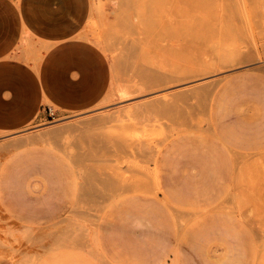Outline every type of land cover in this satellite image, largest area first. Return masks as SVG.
<instances>
[{"label":"rangeland","instance_id":"374dc122","mask_svg":"<svg viewBox=\"0 0 264 264\" xmlns=\"http://www.w3.org/2000/svg\"><path fill=\"white\" fill-rule=\"evenodd\" d=\"M91 3L77 36L107 59L100 99L0 130V173L17 154L26 175L6 184L50 192L35 218L5 202L0 264H264V0Z\"/></svg>","mask_w":264,"mask_h":264},{"label":"crops","instance_id":"0c3cea01","mask_svg":"<svg viewBox=\"0 0 264 264\" xmlns=\"http://www.w3.org/2000/svg\"><path fill=\"white\" fill-rule=\"evenodd\" d=\"M91 10V0H0V130L16 131L43 118L45 106L79 111L100 99L109 79L107 59L96 46L77 36ZM86 54L94 58L90 61L93 75L87 73ZM19 161L20 157L13 155L0 173L1 188L13 191L7 200L2 198L0 216H4L7 202L18 219L22 214L35 218L37 201H46L50 192L26 198L20 195L19 184H6L26 177L19 174ZM136 200L129 195L121 201L130 207ZM25 201L27 211L23 210ZM48 209L42 214L45 218L53 214L51 207ZM110 225L108 220L100 226L104 243L113 232ZM135 236L128 239L131 245L132 241L141 242L149 259H163L162 246Z\"/></svg>","mask_w":264,"mask_h":264},{"label":"bare ground","instance_id":"6f19581e","mask_svg":"<svg viewBox=\"0 0 264 264\" xmlns=\"http://www.w3.org/2000/svg\"><path fill=\"white\" fill-rule=\"evenodd\" d=\"M242 18V17H241ZM152 19V18H151ZM156 19H157V17H156ZM158 19H159V17H158ZM144 20H145V18H144ZM245 20V19H244ZM147 21V20H146ZM160 21V20H159ZM213 21V20H212ZM161 22V21H160ZM218 22V21H217ZM243 22V21H242ZM195 23V22H194ZM137 24V23H136ZM158 24V23H157ZM161 24V23H160ZM167 24V23H166ZM225 24V23H224ZM236 24V23H235ZM136 26V25H135ZM164 26V25H163ZM239 26V25H238ZM158 27H159V25H158ZM212 27V26H211ZM186 28H188V27H186ZM150 29V28H149ZM170 29V28H169ZM163 30H164V28H163ZM172 30V29H171ZM170 30V31H171ZM228 31V30H227ZM159 32V31H158ZM231 32V31H230ZM138 33V32H137ZM174 33V32H173ZM148 34V33H147ZM151 34V33H150ZM159 34V33H158ZM191 34V33H190ZM193 34H194V32H193ZM212 34V33H211ZM232 34V33H231ZM155 35V34H154ZM164 35H165V33H164ZM136 36H137V34H136ZM184 36H186V35H184ZM147 37V36H146ZM154 37V36H153ZM157 37V36H156ZM149 38V37H148ZM156 39V38H155ZM154 39V40H155ZM164 39V38H163ZM195 39V38H194ZM152 40H153V38H152ZM154 40L153 41H151V42H154ZM204 43V42H203ZM207 43V42H206ZM150 44V43H149ZM156 44V43H155ZM154 45V44H153ZM187 45V44H186ZM150 46H151V44H150ZM156 46H157V44H156ZM202 47V46H201ZM152 48V47H151ZM153 48H154V46H153ZM162 48V47H161ZM171 48V47H170ZM198 48V47H197ZM193 49V48H192ZM151 50V49H150ZM157 51V50H156ZM201 52V51H200ZM190 53V52H189ZM159 54V53H158ZM160 54H162V53H160ZM172 54H173V52H172ZM200 54V53H199ZM201 54H202V52H201ZM197 56V55H196ZM195 56V57H196ZM160 57V56H159ZM158 57V58H159ZM165 57V56H164ZM194 57V56H193ZM197 59V58H196ZM192 60V59H191ZM200 61V60H199ZM195 62V61H194ZM197 62V61H196ZM203 65V64H202ZM123 92H125V91H123ZM121 93H122V91H121ZM126 93V92H125ZM124 94V93H123ZM122 94V95H123ZM143 175H145L146 176V174H143Z\"/></svg>","mask_w":264,"mask_h":264},{"label":"built area","instance_id":"2783aa9c","mask_svg":"<svg viewBox=\"0 0 264 264\" xmlns=\"http://www.w3.org/2000/svg\"><path fill=\"white\" fill-rule=\"evenodd\" d=\"M47 110H48V111H50V109H49V108H47Z\"/></svg>","mask_w":264,"mask_h":264}]
</instances>
